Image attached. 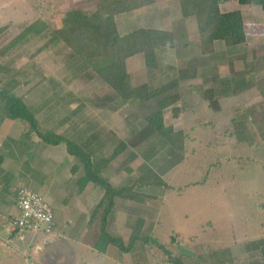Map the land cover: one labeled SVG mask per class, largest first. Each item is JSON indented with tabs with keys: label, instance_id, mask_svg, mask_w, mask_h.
Returning <instances> with one entry per match:
<instances>
[{
	"label": "rangeland",
	"instance_id": "obj_1",
	"mask_svg": "<svg viewBox=\"0 0 264 264\" xmlns=\"http://www.w3.org/2000/svg\"><path fill=\"white\" fill-rule=\"evenodd\" d=\"M102 1L112 0H0V29H3L0 51L37 18L55 29L59 25L57 20L66 12L80 10L89 14ZM219 2L227 3L221 5L224 12L241 9L247 25L244 45L233 50L214 43L215 57L202 58L194 39L197 30L194 18L181 20L177 0H153L145 7L154 20L141 18L151 22L146 26L141 21L131 28L168 29L176 39V47L160 51L154 69L145 67L143 61L131 63L128 70L134 85H147L150 90L172 81H179L183 90L185 86L199 85L212 89L216 98L203 102V107L209 106L200 117L205 113L208 120L218 118L222 122L231 117L248 118L247 107L258 96L252 82L264 75V11L258 8L256 0L247 8L236 0ZM138 11L132 15L140 22L138 18L143 12ZM42 47L39 39L30 38L6 56H0V90L10 91L35 112L42 133L46 129L60 130L58 135L86 147L93 160L107 158L121 143L125 145L101 173L114 187L137 184L131 189L135 200L120 199L115 206L121 213H160V224L153 234L159 241L175 232L180 234L179 245L185 249L194 247L201 252L202 247H216L217 242L219 247L229 248L230 252L235 250L234 254H251V264H264V142L251 146L236 144L233 140L226 142L220 131L208 133L190 129L192 117L189 114L174 115L170 107L163 112L164 124L172 127L173 132L181 131L184 135L174 138V144L181 150L172 149L145 126V117L155 110V100L121 103L116 94L90 71L72 79L79 61L69 57L66 47L50 50ZM207 64H211V70L215 66L218 80H212L213 70H201ZM229 75H234L237 87H231L233 84L226 87L225 83L231 82ZM240 77H243V85L236 81ZM177 92L180 89H173L168 95ZM180 105L179 102L173 107ZM197 107L198 104L193 110L197 111ZM48 115L56 116L52 118L59 121L51 122ZM58 123L59 129L52 128ZM249 124L251 131L253 128ZM34 166H38L36 160ZM125 168L131 169V173ZM3 187L6 191L7 185ZM27 188L42 196L34 187ZM76 189L75 181L72 191ZM68 191V195L63 192L60 198L57 194L58 199L74 202L72 205L77 200L83 201L81 197L75 200L73 193L70 195ZM55 198L47 193L44 200L54 209L59 205L64 207ZM101 212V209L97 211ZM4 221L0 219V264H59L62 253L67 251V259L73 261L71 264H76L75 258L82 260L77 261L78 264H91V256L86 251L77 250L75 243L62 242L58 237L48 244L41 243L43 238L37 240L42 247L39 252L34 251L35 245L27 244L30 235L25 241L14 239L11 246H5L1 241L6 238ZM69 221L73 223V218ZM208 222L213 225L211 229L205 225ZM58 230H62L61 223ZM58 230L56 235L61 236ZM188 235L197 236V242L189 243ZM214 259L217 261V256Z\"/></svg>",
	"mask_w": 264,
	"mask_h": 264
},
{
	"label": "trees",
	"instance_id": "obj_2",
	"mask_svg": "<svg viewBox=\"0 0 264 264\" xmlns=\"http://www.w3.org/2000/svg\"><path fill=\"white\" fill-rule=\"evenodd\" d=\"M177 1L181 16L194 18L196 22L199 52L202 56L215 57L214 43L216 42L231 47L233 50L246 43L244 23L240 11H220L219 0ZM236 1L240 6L252 5L254 2V0ZM256 1L261 10L264 11V0ZM151 3L153 0L102 1L96 5L94 12L89 14L80 10L66 12L57 20L59 25L55 29H50L43 20L37 18L0 51V56H6L15 47L21 46L24 41L30 38L39 39L43 49L66 47L70 52L69 57L79 61L78 65L74 67L72 79H77L84 72L90 71L116 94L121 103L130 101L141 103L155 100V110L145 117V126L157 134L166 145L175 150H181V147L174 144V138H182L184 135L181 131L173 132L172 127L164 124L163 112L170 107H172L171 110L174 115L189 114L192 117L193 125L190 129H200L208 133L220 131L226 142L233 140L236 144L251 146L264 142V75L252 82L258 96L255 102L247 107L248 118L236 119L231 117L222 122L218 118L208 120L205 118V113L203 117H200L202 111L209 106L203 107V102L216 98L214 91L204 88L203 85L189 88L185 86L183 90L179 87V81H172L157 89L150 90L147 85L137 86L132 83L130 74L126 69V61L129 58L141 54L144 59V66L154 69L157 66L158 53L162 50L172 49L176 43L171 32L154 28H138L127 34L119 35L114 17ZM2 30L0 29V32ZM262 61H264V57H262ZM212 70V80H218L214 65ZM225 84L226 87L229 86L228 82ZM177 88L180 89V92L168 95L171 90ZM191 97L194 98V101H191ZM179 102L180 106L173 107ZM189 102H194V104ZM196 104H198L197 111H194L193 107ZM0 112L3 119L21 120L28 125V132L24 136L26 139L33 132L45 145H65L67 154L77 160V166L71 168V174L74 175L79 171V168L81 169V173L76 179L79 192L89 183L102 190V196L92 212L97 213L100 209L102 210L100 237L97 241L99 251L103 252L110 244L123 252L128 251L132 249L135 241L140 240L154 250L153 256L156 263L167 261L172 264H180L181 259L173 256L172 252L167 249L168 246L174 245L172 239L168 246L162 245L153 238L140 237L139 229H136L131 232L129 241L125 246L120 239L111 238L104 231L107 214L113 208L115 200L126 198L127 200H135V195L131 189L137 185L136 183L131 187H113L108 180L101 176L106 165L121 153V149L125 147L123 143L114 149L107 158L100 157L93 160L91 155L87 153V149L85 150L78 143L56 134H42L38 129L34 112L26 106L21 98L16 97L10 91L0 90ZM248 124L253 128L251 131ZM2 160L0 157V163ZM124 170L131 173L129 168Z\"/></svg>",
	"mask_w": 264,
	"mask_h": 264
},
{
	"label": "crops",
	"instance_id": "obj_3",
	"mask_svg": "<svg viewBox=\"0 0 264 264\" xmlns=\"http://www.w3.org/2000/svg\"><path fill=\"white\" fill-rule=\"evenodd\" d=\"M226 4L227 3L220 4L219 9L221 10V5L225 6ZM136 11L143 12L141 13L138 19L147 17L150 18L152 21L154 20L152 17L148 15L150 11L146 7L139 8L137 10L130 11L124 14H118L114 17V20L119 35H124L135 29H138L139 27L131 28V26H134L133 24L135 23L136 24L141 23L142 21V23H146L147 26L148 25L147 23L151 22L150 19L149 20L141 19L140 22L135 21L134 20L135 16L132 15V13ZM238 11H240L243 18L241 9ZM179 14H180V10H179ZM181 20H186V19L181 16ZM243 23H244V30L246 32L247 25L244 21V18H243ZM140 28H145V27L140 26ZM163 30L170 31L165 28H163ZM194 39L196 40V42H198L197 30ZM217 43L218 42H216V44ZM175 47H176V43L172 49H167V50H173L175 49ZM181 48H185V47L181 46ZM202 58L205 57L202 56ZM143 61L144 59L141 54L129 58L126 61V69L128 73L131 74L128 70L131 63L140 62L141 64V62ZM210 66L211 64H207L206 66H203L201 70H203V72H206L205 70H209L211 72L212 70L209 69L211 68ZM198 68H196L197 73L199 71ZM249 70H247V72ZM232 76L234 75H231L230 77ZM130 77L132 79L131 75ZM227 78L228 77L225 78L226 81L228 80ZM230 80L231 82H229V85L233 84L231 87L234 86L236 87L237 85L235 84L234 78L232 77ZM236 81L242 82L241 84L243 85V77H240ZM232 96L235 95L232 94ZM256 99L257 98H255V100ZM34 117L37 121V126L39 129L40 128L39 120L36 117L35 112H34ZM52 117H56V116L48 115V118L50 119L51 122L59 121L53 119ZM0 120H1L0 121V157H2L3 159L2 162L0 163V219L5 220L3 222L4 223L3 226L6 231V235H7L6 228L8 221L11 219L13 215L16 214V210H15L16 190L21 188L22 187L21 185L26 186L25 188L32 186L34 187L35 190L37 189V192L42 194L43 198L47 193H49L50 195L56 197L55 200L58 203L62 202L63 203L62 205L64 206V207H62L61 205H59L58 207L55 206V209L50 207L53 213V223H54L53 231L48 236L38 235L35 237V239L32 242V246L35 245L34 251L39 252L42 250V247L39 244H37V240L39 241L41 238H43L41 240V243L44 244L46 242L48 244L50 241H54L58 237V239L59 240L61 239L62 242L64 240H68L69 242L71 241L73 244L75 243L74 246L76 247L77 250L86 251L87 254L91 256L89 260L91 264H98V263L156 264L155 258L153 256L154 250L140 240L135 241L133 243L132 249L128 251L123 252L111 244L108 245L103 252L99 251L97 246V241L100 237L99 228L101 224V213H92V212L102 196V190L98 186L89 183L80 192H79V188L76 189L75 191H72V186L76 181L78 175L81 173V169L79 168V171L76 174L74 175L71 174V168L75 165L77 166V163L74 157L69 156L67 154L65 145L63 144H60L58 146L45 145L33 132H31L26 139V137L24 136L29 129L26 123H24L21 120H9L6 118L3 119L1 117ZM55 127L59 129L60 124L58 123L57 126L53 125L52 128ZM59 133L60 130L54 132L53 129L52 130L46 129V131L42 134L58 135ZM71 141L78 143L76 142V140L73 139ZM35 160L37 161V165H38L37 167L34 166ZM40 162H42L43 165L40 166ZM20 180H22L23 182H20ZM109 183L111 184V182ZM4 185H7L6 191H5V187H3ZM68 189L70 195L73 193L72 196L75 197V200L78 197H81V200L83 201L77 200L75 204L72 205L74 202H67L65 201L66 199L65 200L58 199L57 194H59V198H60V195L63 192H66V190ZM44 192L45 194H43ZM2 196L4 197V200L1 201ZM119 200L120 199H117V201L115 200L113 208L107 214L104 231L106 235H108L109 237L120 239L125 246L129 241L131 232L136 229L137 230L139 229L140 237L155 238L154 240L160 242L162 245L168 246L170 240L171 239L174 240V245L170 247L168 246L167 249L172 252L173 256L180 258L181 259L180 261L184 264H215L217 262H218L217 264H251V260H252L250 259L251 254L247 252L246 253L240 252V254L238 253L234 254L236 252L235 250L230 252L229 248H222L221 246L219 247V245H217V242L215 243L216 247L211 245L202 247L201 252H197L194 249V247L193 249L187 248L186 250L190 251L192 255H186L180 252L178 253L179 250L177 246L180 243V237H181L180 234L172 232V234L168 236L164 241H159L156 237H153V234L156 232L155 229L160 224L159 221L160 213H125V212L121 213L120 210H118L115 207L118 204ZM123 205L126 207V209H130L128 205L125 204ZM66 208H68V210H66ZM68 218L69 219L73 218L72 221L73 223H71ZM185 220H187V217L185 218ZM59 223L62 224V230L60 231L58 230ZM72 225H74V227H72ZM205 225L207 228L210 229L213 227L212 223L210 222L205 223ZM57 230L58 233L61 234V236H58V234L56 235ZM187 238L189 240V243L197 242L196 241L197 236L188 235ZM1 241L3 243V239H1ZM214 253L217 256V261L214 259L216 257ZM67 257H68V251L62 253V256L60 257L59 260V264H71L73 262L72 259L71 258L67 259ZM75 261L76 264H78V262H82V260L78 261V258H75ZM85 263H87V261Z\"/></svg>",
	"mask_w": 264,
	"mask_h": 264
},
{
	"label": "built area",
	"instance_id": "obj_4",
	"mask_svg": "<svg viewBox=\"0 0 264 264\" xmlns=\"http://www.w3.org/2000/svg\"><path fill=\"white\" fill-rule=\"evenodd\" d=\"M15 207L16 214L7 224V235L3 240L5 246H11L14 239L25 241L28 235L30 242L27 244L30 246L36 236L52 233L53 213L43 196L28 188H20L16 191ZM156 264L172 263L163 261Z\"/></svg>",
	"mask_w": 264,
	"mask_h": 264
},
{
	"label": "water",
	"instance_id": "obj_5",
	"mask_svg": "<svg viewBox=\"0 0 264 264\" xmlns=\"http://www.w3.org/2000/svg\"><path fill=\"white\" fill-rule=\"evenodd\" d=\"M179 247H177L178 249H180V253L186 254V255H192V253L186 249H184L182 246L178 245Z\"/></svg>",
	"mask_w": 264,
	"mask_h": 264
}]
</instances>
